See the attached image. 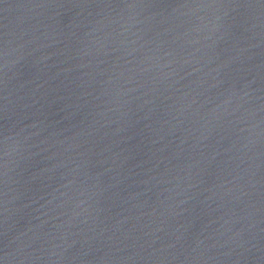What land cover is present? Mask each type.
I'll list each match as a JSON object with an SVG mask.
<instances>
[{"label":"water","instance_id":"obj_1","mask_svg":"<svg viewBox=\"0 0 264 264\" xmlns=\"http://www.w3.org/2000/svg\"><path fill=\"white\" fill-rule=\"evenodd\" d=\"M0 264H264V0H0Z\"/></svg>","mask_w":264,"mask_h":264}]
</instances>
